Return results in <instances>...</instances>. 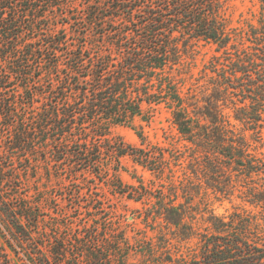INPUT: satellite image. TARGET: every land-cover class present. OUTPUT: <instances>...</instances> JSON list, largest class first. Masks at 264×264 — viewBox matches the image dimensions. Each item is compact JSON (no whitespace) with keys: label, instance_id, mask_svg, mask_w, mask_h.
I'll return each mask as SVG.
<instances>
[{"label":"trees","instance_id":"1","mask_svg":"<svg viewBox=\"0 0 264 264\" xmlns=\"http://www.w3.org/2000/svg\"><path fill=\"white\" fill-rule=\"evenodd\" d=\"M39 1L52 8L62 5L61 0H0V65L4 66L0 87L10 83L9 76L20 77L21 86H28L36 73L45 71L49 76L48 103L42 105V112H34L33 135L46 144L45 149L51 147L53 162L69 161L72 176L86 171L102 177L106 153L117 163L115 172L122 158L130 157L162 181L167 175L170 189L166 192L162 183L158 196L142 180L139 186L128 188L116 175L114 180L107 175L106 180L113 182L115 193L147 207L140 212L145 224L161 223L184 242L199 235L189 223L199 212L191 203L190 188L182 187L184 182L177 177V167L187 170L185 174L190 171L198 183L195 188L205 186L223 195L239 193V198L264 213V17L259 26L250 25V31L238 39L224 23L222 0H105L104 11L101 5L89 2L86 25L92 31H108L100 37H106L112 52L92 58L80 47L62 66L57 48L63 40H48L53 54L44 58L41 49L33 47V38L24 42L22 37V18L32 19L26 28L30 33L43 22L44 15L36 5ZM261 2L264 12V0ZM120 14L124 15V28L108 30L106 20ZM184 38L185 49L191 43L204 42L226 55L223 63L215 58L211 72L217 77L200 95L189 96L191 92H184L182 82L167 73L181 62L179 42ZM114 54L120 57L119 63H114ZM37 60L46 63L40 66ZM62 69L68 74L58 82L55 77ZM56 81L62 86H55ZM26 96L24 108L39 109L33 94L27 92ZM144 104L164 105L170 112L172 124L192 152L187 167L182 166L186 161L182 162L180 150L173 154L155 147L142 131L137 132L141 147L109 139L112 126H130L136 118L144 119ZM15 105L1 102L0 112L12 119ZM30 138V132L21 129L9 143L8 152L29 144ZM67 139L70 142L65 143ZM91 139L103 140L106 146ZM10 201L1 191L0 222L7 232L2 234L15 255L18 247L27 253L30 264H111L113 258L117 264H128V254L111 250L109 256L90 248L95 238H45L48 233L37 237L35 226L41 217L37 209ZM243 214H235L229 222L211 214L205 223L212 232L200 236L199 251L191 259L182 256L183 264H264L262 225L257 216L254 223L251 213ZM251 231L263 235L258 233L257 239L250 240ZM46 242H51L49 247ZM0 264H12L1 243Z\"/></svg>","mask_w":264,"mask_h":264},{"label":"rangeland","instance_id":"2","mask_svg":"<svg viewBox=\"0 0 264 264\" xmlns=\"http://www.w3.org/2000/svg\"><path fill=\"white\" fill-rule=\"evenodd\" d=\"M61 2L62 5L59 8L49 7L46 2H37L36 5L41 8L44 19L34 33L26 30L27 24L32 19L22 18L23 29L20 30H23L24 42L33 38V47L36 50L41 49L46 58L49 54H53L50 52L47 41L63 40V45L58 48L57 45L55 46L59 50L57 54L62 66L69 61V54L80 47L86 50L87 57L97 58L99 54H109L111 48L105 42L106 37H100V34H107L108 31L102 29L92 31L86 25L89 2L94 6L101 5L100 8L104 11L105 0H61ZM221 8L225 25L238 39L250 31V25L259 26L264 17L261 0H222ZM141 12L142 10L138 11L136 16L141 15ZM123 16L120 14L116 19H107L106 28L108 27V30L124 28ZM85 34L87 37L83 38ZM185 40L184 38L179 42L182 49L181 62L173 69H168L167 73L182 82L184 92H191L190 96L212 86L214 78L217 77L211 72L215 58H220L223 63L226 55L216 53L213 45L204 42L195 45L191 43L185 49L183 45ZM114 55V63H119L120 57ZM38 61L41 62L40 66L46 63L45 60L36 62ZM2 70L4 66L0 65V80L4 75ZM66 74L68 72L62 69L60 74H56L55 79L60 82L66 78ZM9 77L10 83L0 87L2 88L0 103L15 102L16 112L12 119L4 117L0 112V192H4V196L15 205L25 202L26 205L37 209L41 216L39 224L35 226L37 237H44L45 233H48L45 238L72 240L82 237L85 241L95 238V241L89 244L90 248L106 252L109 256L112 254L111 250L121 255L128 254V264H183V257L194 258L199 251L200 236L212 232L209 225L205 223L211 214L229 222L235 214L244 216L243 211H247L251 213L254 223L256 222L254 216H257L258 223L262 225L261 232L263 231L264 234V213H260L261 209H256L244 202L239 198V193L223 195L208 190L205 186L195 188L194 185L198 183L190 171L185 174L187 170L178 167L175 168L177 177L184 182L182 187L190 188V196L193 199L191 203L199 212L198 215L196 214L195 221L189 220L199 235H195L196 238L191 241L184 242L177 238L175 230L161 223L154 224L150 221L149 224H145L140 219V212L144 213L147 207L115 193L110 185L113 182L106 180L107 175H110L112 180L116 175L127 188L139 186V181L142 180L145 186L157 196L162 183H165V187L168 188L170 178L166 175L163 181L160 180L151 172L136 165L130 157L122 158L119 171L115 172L117 163L108 159L109 156L106 153L104 158L107 160L103 163L102 177H92L86 171L72 176L69 161L61 165L53 162L49 151L51 147L45 149L46 144L40 143L37 136L33 135V128L37 124V122L34 124V115H36L34 112H42V105L45 106L48 103L49 76L45 71L36 73L35 78L27 81L28 86L20 85V77ZM58 82L56 81L55 86H62ZM27 92L33 94L35 106L39 109L24 108L23 102H28ZM143 108L144 119L136 118L130 126H112L109 139L112 142L121 139L127 145L141 147L137 132L142 131L151 145L164 147L173 154L180 150L184 154L182 162L186 161L182 166L187 167L192 152L172 124L170 112L164 105L144 104ZM22 125L27 132H30V142L9 153L8 145L21 129L24 130ZM91 140L106 146L103 140ZM67 142H70V139H67L65 143ZM166 188L165 191L168 192L170 187ZM195 190L199 191V194ZM3 227L0 222V243L10 255L12 264H30L27 253H24L22 249L16 248L18 255H15L8 247L5 236L2 234L6 232ZM258 233L251 231L250 240L257 239ZM46 244L49 247L51 242ZM186 258L184 261H187ZM117 262L119 261L113 258L111 264H117Z\"/></svg>","mask_w":264,"mask_h":264}]
</instances>
